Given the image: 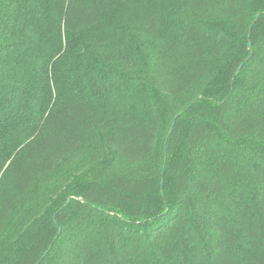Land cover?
I'll return each mask as SVG.
<instances>
[{
    "label": "trees",
    "instance_id": "trees-1",
    "mask_svg": "<svg viewBox=\"0 0 264 264\" xmlns=\"http://www.w3.org/2000/svg\"><path fill=\"white\" fill-rule=\"evenodd\" d=\"M0 264H264V0H0Z\"/></svg>",
    "mask_w": 264,
    "mask_h": 264
},
{
    "label": "water",
    "instance_id": "water-1",
    "mask_svg": "<svg viewBox=\"0 0 264 264\" xmlns=\"http://www.w3.org/2000/svg\"><path fill=\"white\" fill-rule=\"evenodd\" d=\"M250 44H248V46H249Z\"/></svg>",
    "mask_w": 264,
    "mask_h": 264
}]
</instances>
